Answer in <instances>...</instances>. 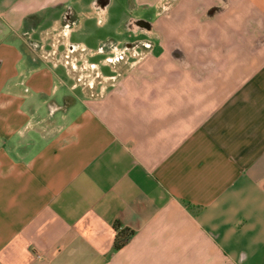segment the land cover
<instances>
[{
	"label": "crops",
	"instance_id": "obj_1",
	"mask_svg": "<svg viewBox=\"0 0 264 264\" xmlns=\"http://www.w3.org/2000/svg\"><path fill=\"white\" fill-rule=\"evenodd\" d=\"M110 1L0 0V264H264V0Z\"/></svg>",
	"mask_w": 264,
	"mask_h": 264
},
{
	"label": "rangeland",
	"instance_id": "obj_2",
	"mask_svg": "<svg viewBox=\"0 0 264 264\" xmlns=\"http://www.w3.org/2000/svg\"><path fill=\"white\" fill-rule=\"evenodd\" d=\"M130 2V0H111L110 5L108 6V15L110 16L108 22L102 23L101 25L99 23L97 24L96 20L99 16H94L91 20L86 19V27H83L84 29L80 28L78 31H74L71 35L72 41L78 40L79 42H82L83 44L89 47L96 46V42L94 40L96 38V35H106L108 32H110V35L112 34L110 37L116 41L114 36L115 28H122L124 26V28L127 29L129 33H131L130 35L134 36L136 35L134 31L137 28L143 30L152 27L154 25L155 19L154 7H139V5ZM168 5H170V3ZM222 7L224 6L219 1H217L213 5H210L209 9H221ZM136 15L139 17V20H137L138 17H135ZM100 20H103V18L100 17ZM140 20L144 22L143 25H137L138 21ZM126 37L128 36L126 35ZM133 38H135L133 40H141L143 36L142 34H138L136 35V37ZM90 53L92 54L93 52L88 51L87 53H85L86 55H84L85 58H87L88 62L91 61L89 58L91 57ZM91 72V69H87L83 72H80L81 74L83 73L80 81L81 84L82 79L84 80V83L89 82V79L92 76Z\"/></svg>",
	"mask_w": 264,
	"mask_h": 264
},
{
	"label": "trees",
	"instance_id": "obj_3",
	"mask_svg": "<svg viewBox=\"0 0 264 264\" xmlns=\"http://www.w3.org/2000/svg\"><path fill=\"white\" fill-rule=\"evenodd\" d=\"M116 235L113 241V250H119L132 236L133 231L128 227L121 226L118 222L114 226Z\"/></svg>",
	"mask_w": 264,
	"mask_h": 264
},
{
	"label": "flooded vegetation",
	"instance_id": "obj_4",
	"mask_svg": "<svg viewBox=\"0 0 264 264\" xmlns=\"http://www.w3.org/2000/svg\"><path fill=\"white\" fill-rule=\"evenodd\" d=\"M133 45V44H132ZM126 46V45H125ZM127 49H129L128 47H126V49L124 50L125 52L127 51Z\"/></svg>",
	"mask_w": 264,
	"mask_h": 264
},
{
	"label": "built area",
	"instance_id": "obj_5",
	"mask_svg": "<svg viewBox=\"0 0 264 264\" xmlns=\"http://www.w3.org/2000/svg\"><path fill=\"white\" fill-rule=\"evenodd\" d=\"M38 256V255H37Z\"/></svg>",
	"mask_w": 264,
	"mask_h": 264
}]
</instances>
